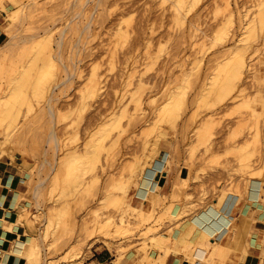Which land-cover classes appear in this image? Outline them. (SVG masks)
<instances>
[{
    "label": "rangeland",
    "instance_id": "rangeland-1",
    "mask_svg": "<svg viewBox=\"0 0 264 264\" xmlns=\"http://www.w3.org/2000/svg\"><path fill=\"white\" fill-rule=\"evenodd\" d=\"M0 9V100L11 105H0V159L25 165L35 264H83L102 238L119 263L132 249L144 258L168 240L173 203L246 200L250 176L264 183V0H0ZM74 149L89 155L75 160ZM165 151L189 176L169 205L151 195L149 210L136 207L141 164L162 169ZM227 224L189 259L221 251L213 236Z\"/></svg>",
    "mask_w": 264,
    "mask_h": 264
},
{
    "label": "crops",
    "instance_id": "crops-1",
    "mask_svg": "<svg viewBox=\"0 0 264 264\" xmlns=\"http://www.w3.org/2000/svg\"><path fill=\"white\" fill-rule=\"evenodd\" d=\"M3 14L0 9V23ZM165 152L162 158L163 168L155 172L152 180L155 184L152 183L151 187L154 186L153 191H157L161 197L164 196L167 199L164 204L167 206L171 196L179 192L177 184L181 182L182 178H187L189 173L185 166L168 167L169 154L167 151ZM26 180L27 172L20 157L13 160L6 157L0 160V263L2 264H28L24 255L11 251L14 245L20 241L23 243L24 252L31 241L29 232L32 226L27 223L25 217L22 220L23 211L28 205L25 197L27 194ZM260 195L259 199L251 201L247 195L246 200L244 198L240 200L237 193H228L222 203L218 204V209L229 219L228 224L213 236L214 240L222 247L221 251L213 252L212 248L208 247L207 254L198 255L197 261L192 262L189 259L194 247L198 246L200 242L197 227L191 228L189 233L191 217L206 205L216 203L218 199L212 196L202 206L194 209L191 208L189 202L180 199L173 203L170 212L172 218L165 222L164 228L161 230L160 235L168 240H164L162 244L160 243L161 245L155 242V245L147 251L151 261L142 258V254H138L132 249L119 264H260L264 257V244L262 243L264 202L260 200L263 192L260 191ZM133 197L136 207L143 205L148 210L151 208L147 200H141L142 196L136 193L135 189ZM250 215H253V222ZM231 227L235 229H231ZM169 229L171 230L170 234L168 233ZM185 229L189 234L184 232ZM252 229L253 233L249 235ZM182 232L187 233V237H184ZM106 247L103 239L95 242L91 250V257L83 264H114V255ZM203 258L205 260L201 262Z\"/></svg>",
    "mask_w": 264,
    "mask_h": 264
},
{
    "label": "bare ground",
    "instance_id": "bare-ground-1",
    "mask_svg": "<svg viewBox=\"0 0 264 264\" xmlns=\"http://www.w3.org/2000/svg\"><path fill=\"white\" fill-rule=\"evenodd\" d=\"M14 1V0H13ZM6 49H8V48H4V47H2V46H0V52H2L3 53V55H5L4 54V50L6 51ZM1 53V54H2ZM48 56H50V55H48ZM1 57V56H0ZM5 57V56H4ZM242 59V58H241ZM246 63V62H245ZM244 63V64H245ZM228 64V63H227ZM226 64V65H227ZM48 66V65H47ZM245 66H246V64H245ZM231 67V66H230ZM242 67V66H241ZM225 68V67H224ZM233 69V68H232ZM249 69V68H248ZM46 70H48V69H46ZM236 70V69H235ZM234 70V71H235ZM238 70V69H237ZM236 70V71H237ZM239 71V76H240V73H241V70L239 69L238 70ZM48 71H46V73H47ZM227 73V72H226ZM231 73V72H230ZM45 74V68L42 70H39V72L37 73V79L39 80L40 78H42L43 76H45L44 75ZM242 74V73H241ZM47 75H48V73H47ZM232 75H234L233 73H232ZM70 76V75H69ZM239 76H236V77H239ZM46 77V76H45ZM23 78V77H22ZM24 79V78H23ZM68 79V78H67ZM69 80V79H68ZM21 81H23V80H21ZM41 81H42V79H41ZM44 81V80H43ZM70 82V81H69ZM215 82V81H214ZM214 82H213V84H214ZM27 83V82H26ZM248 83V82H247ZM257 83V82H256ZM60 84V83H59ZM219 84V83H218ZM225 84V83H224ZM249 84V83H248ZM40 85V84H39ZM212 85V84H211ZM36 86V85H35ZM57 86H59L58 84L55 86V88H57ZM216 86V85H215ZM223 85H220L219 87H220V89H221V87H222ZM38 87V86H37ZM40 87H41V85H40ZM212 86H209V88H211ZM213 87H214V85H213ZM245 87V86H244ZM250 87V86H249ZM223 88V87H222ZM212 89V88H211ZM244 89V88H243ZM43 90V89H42ZM12 93V92H11ZM52 93H53V88L51 89V95H52ZM239 93V92H238ZM252 93V92H251ZM259 95V94H258ZM14 97V96H13ZM13 97H12V100H13ZM250 97V96H249ZM9 98H11V97H9ZM14 100H15V98H14ZM255 100V99H254ZM1 102H0V105L2 104V102H4V104H6L7 105V102L5 103V100L4 101H2V100H0ZM17 101V100H16ZM19 101V100H18ZM249 101V100H248ZM13 102V101H12ZM3 104V107H4V109H5V106L6 105H4ZM9 104V103H8ZM52 104V103H51ZM51 104H49V106H51ZM10 105V104H9ZM9 105H7V106H9ZM2 106V105H1ZM0 106V107H1ZM6 106V107H7ZM11 106V105H10ZM53 106V105H52ZM0 110H2V109H0ZM7 111H9L8 110V107H7V109H6ZM3 111V110H2ZM7 111H5L4 113H5V115H9V114H7L8 112ZM10 112V111H9ZM2 113V112H1ZM1 115H3V114H1ZM54 130V129H53ZM53 130L51 131V134L52 135H54V132H53ZM16 135V134H15ZM9 136H11V133L9 134ZM3 145V142L0 140V148L1 147H3L2 146ZM17 145V144H16ZM85 146V145H84ZM84 148V147H83ZM86 148H87V145H86ZM3 149H4V147H3ZM83 150H86V149H83ZM1 151V150H0ZM4 151V150H3ZM9 151V150H8ZM12 151V150H11ZM81 151H82V149H81ZM81 151H79V150H76V149H74V150H72V153H71V157H73V158H75V160H76V158H80V157H82V155L84 156V154H86L88 151H89V148L85 151L86 153H84V151H83V153H80ZM2 152V151H1ZM10 152V151H9ZM91 152L93 153V156L95 155L94 153V150L92 151L91 150ZM2 153H4V152H2ZM5 153H6V150H5ZM8 153V152H7ZM91 153V154H92ZM1 154V153H0ZM86 155H89V154H86ZM7 156V155H6ZM1 157V156H0ZM90 157H92V156H90ZM4 158H6V157H4ZM3 158V159H4ZM84 158L86 159V156H84ZM84 159V160H85ZM1 160V159H0ZM83 161V160H82ZM81 161V162H82ZM246 161V160H245ZM72 162H74L73 160H72ZM86 162V161H85ZM88 162V161H87ZM146 161H143V163L141 164V169H142V171H140L141 173V176H139V179L137 180V182L135 183V184H137L136 186H135V191H136V193H138L140 196H142V199L141 200H146V199H148V197L150 198V196H151V199L153 198V197H155V198H153V201H156V200H159V199H162V197L159 195V193L156 191V192H154L153 191V189L152 188H154V186L153 187H151V185H152V183H153V177H154V174H155V172L156 171H159L161 168L160 167H156L155 165L154 166H152V165H147L146 163H145ZM248 162H250V160H248ZM248 162H246L247 164H248ZM22 163V162H21ZM69 163H71V162H69ZM260 163V162H259ZM247 164H245V165H247ZM250 164V163H249ZM79 165V164H78ZM252 165H253V163H252ZM244 166V165H243ZM248 166V165H247ZM137 167V170H138V167L139 166H136ZM136 167L134 166L132 169L130 168V167H128L129 168V170H133L134 169V171H136L135 169H136ZM68 168V167H67ZM94 169V168H93ZM92 169V170H93ZM140 169V168H139ZM102 170V169H101ZM254 171H255V169H253ZM259 170L260 169H258V171L256 170V172H258L259 173ZM90 171V170H89ZM261 171V170H260ZM263 172H264V170H262ZM256 172H254V173H256ZM134 173V172H133ZM132 172H131V174H133ZM137 173V172H136ZM249 173H251V171L249 172ZM135 174V173H134ZM133 174V175H134ZM257 174V173H256ZM137 175V174H136ZM161 175V174H160ZM260 176V174H257L256 176ZM258 176V177H259ZM258 177H253V176H250L249 178H248V180H244L246 183H247V193H246V195H247V197H248V199H250L251 201H255V200H257V199H259V197L261 196L260 195V191L261 192H263V195H262V198L260 199V200H262V202H264V191H263V189L264 188H261V186H263L262 184H264V183H262V181L258 178ZM264 177V176H263ZM157 179H158V177H157ZM80 183H81V180L79 181ZM79 183V184H80ZM132 184V183H131ZM134 184V185H135ZM153 184H155V183H153ZM37 185V184H36ZM128 185V184H127ZM38 186V185H37ZM40 187H42V186H40ZM157 188V187H156ZM228 188V187H227ZM231 188V187H230ZM233 188V187H232ZM234 188H235V186H234ZM239 188H240V186H239ZM124 189H126V187H124ZM236 189H237V187H236ZM241 189V188H240ZM239 189V190H240ZM243 189V188H242ZM233 190V189H232ZM238 190V189H237ZM238 190V191H239ZM241 191V193H242V190H240ZM239 191V192H240ZM124 193H126V192H124ZM227 193V192H226ZM225 193V194H226ZM240 194V193H239ZM150 195V196H149ZM225 195H224V193L221 195V198H220V200H218L216 203H214V205H215V211H216V213H213V212H209V213H206V212H201V213H199V214H195V215H193V217H192V222L190 223L191 224V227L189 228V233H190V231L192 230V229H194V228H198L197 229V231H198V240H200L201 238H203V237H205L206 235H207V233H211V234H213V232H214V228L217 226V224L218 223H220V222H223V221H227V222H229V219L218 209V204H220L221 203V200H222V198L224 197ZM123 199H124V197H123ZM151 199H149V201H151ZM155 199V200H154ZM174 200V199H173ZM117 201L119 202L120 201V203H121V201H123L122 199L121 200H119V199H117ZM153 201H151V202H153ZM175 201V200H174ZM123 203V202H122ZM156 203V202H155ZM158 203V202H157ZM124 205V204H123ZM126 206H128V205H126ZM129 207V206H128ZM128 207H126V208H128ZM141 207V206H140ZM220 207V206H219ZM125 208V207H124ZM129 209V208H128ZM138 212V211H137ZM143 213V212H142ZM45 215V214H44ZM138 215V214H137ZM95 216V215H94ZM110 218L112 217V216H109ZM140 217H141V215H140ZM145 217V216H144ZM148 217H149V214H148ZM110 218L108 219V220H106V222L104 223V225L105 226H107V227H109V226H111L112 224L114 225V222L113 221H111L110 220ZM113 218V217H112ZM142 218V217H141ZM146 218V217H145ZM27 219V218H26ZM100 219V218H99ZM148 218H146V220H147ZM113 220H114V218H113ZM143 220H144V218H143ZM141 221H142V219H141ZM145 221V220H144ZM148 221V220H147ZM146 223V222H145ZM26 224V223H25ZM28 224H30V223H28ZM126 224H128L127 222L125 223V220L122 218V217H120L119 218V221L117 222V225H118V228H117V226H116V229H123L124 231V233H126V232H128L127 230H130L129 228V225H127V227L125 226ZM98 225H99V223H98ZM102 225V224H101ZM101 225H99V226H101ZM124 226V227H123ZM190 226V225H189ZM97 227V226H96ZM95 228V227H94ZM98 229H103V228H105V227H103L102 226V228H99V227H97ZM185 228H187V227H185ZM192 228V229H191ZM105 229H107V232H108V228H105ZM114 229H115V227H114ZM119 229V230H120ZM191 229V230H190ZM187 229H185L184 230V232H187L186 231ZM104 231V230H103ZM126 231V232H125ZM100 232V231H99ZM102 232V231H101ZM184 232H182L183 234L182 235H184V237L186 236L187 237V235L189 234L188 232V234L187 233H184ZM180 233V232H179ZM103 234V233H102ZM106 234V233H105ZM108 234V233H107ZM90 236H91V234H89ZM104 235V234H103ZM112 235V234H111ZM123 235V234H122ZM110 236V235H109ZM108 236V237H109ZM93 237V236H92ZM97 237V236H96ZM178 238H179V236H178ZM181 238H183V237H181ZM35 239V238H34ZM103 239V238H102ZM101 239V240H102ZM104 240V242H106V239H103ZM176 240V239H175ZM155 241H156V239H155ZM30 243L28 244V246H27V248H26V250L23 252V243L22 242H17V244L16 245H14V247H13V249L11 250L13 253H16V254H22V256L24 255L25 256V258H26V260H27V262H28V264H35V263H37L38 262V260H39V255H40V248H39V243L37 244L36 242L37 241H35V240H33V241H29ZM183 242V241H182ZM108 243V242H107ZM109 244V243H108ZM112 246V245H111ZM144 246V245H143ZM157 246V245H156ZM41 247V246H40ZM108 247H110V245L108 246ZM114 247V246H113ZM215 247L217 248V249H222V247L220 246V245H218L217 244V242L215 243ZM245 247V246H244ZM107 248V247H106ZM117 248H118V246H117ZM147 248V247H146ZM201 250H199V251H197V252H199V253H203V248H200ZM119 251V250H118ZM147 251V250H146ZM194 252L196 251V250H193ZM142 252V251H141ZM114 253V252H113ZM116 253V252H115ZM144 256V258H147V259H149V261H151V258L150 257H148V255L147 254H143ZM120 256V255H119ZM162 256V255H161ZM160 257V256H159ZM153 258V257H152ZM154 260H156V259H154ZM159 260V259H158ZM114 261V264H119V262L118 261H116V260H113ZM0 264H2V263H0ZM145 264V263H144ZM162 264V263H161ZM260 264H264V257L261 259V261H260Z\"/></svg>",
    "mask_w": 264,
    "mask_h": 264
}]
</instances>
